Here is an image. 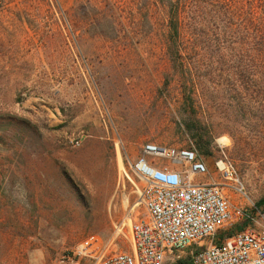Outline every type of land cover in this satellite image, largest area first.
I'll list each match as a JSON object with an SVG mask.
<instances>
[{
  "label": "rangeland",
  "instance_id": "1",
  "mask_svg": "<svg viewBox=\"0 0 264 264\" xmlns=\"http://www.w3.org/2000/svg\"><path fill=\"white\" fill-rule=\"evenodd\" d=\"M167 2L0 0V264H71L96 237L129 251V210H144L124 173L146 142L191 140L213 171L224 138L246 195L264 199L258 47L213 27L181 41Z\"/></svg>",
  "mask_w": 264,
  "mask_h": 264
},
{
  "label": "built area",
  "instance_id": "2",
  "mask_svg": "<svg viewBox=\"0 0 264 264\" xmlns=\"http://www.w3.org/2000/svg\"><path fill=\"white\" fill-rule=\"evenodd\" d=\"M86 135L68 136L73 147ZM210 171L191 140L177 146L146 142L127 160L128 182L137 187L130 209L129 251L89 238L70 248L71 264H264V204L245 193L235 165L219 144ZM124 185V179L123 184ZM124 189V186H123ZM124 193V190H123ZM128 203V197L123 195Z\"/></svg>",
  "mask_w": 264,
  "mask_h": 264
},
{
  "label": "trees",
  "instance_id": "3",
  "mask_svg": "<svg viewBox=\"0 0 264 264\" xmlns=\"http://www.w3.org/2000/svg\"><path fill=\"white\" fill-rule=\"evenodd\" d=\"M167 28L171 36L181 41L194 38L200 40L206 36L208 29L219 30L222 37L240 35L254 43L255 59L264 74V0H167ZM257 16H255L254 12ZM254 13V14H253ZM257 28L251 29L252 22ZM242 27L236 32H227L225 27ZM184 48H182L183 50ZM250 49V48H247ZM250 49V50H251ZM249 51V50H248ZM182 70L188 68L186 62L181 61ZM264 204V199L258 202Z\"/></svg>",
  "mask_w": 264,
  "mask_h": 264
},
{
  "label": "bare ground",
  "instance_id": "4",
  "mask_svg": "<svg viewBox=\"0 0 264 264\" xmlns=\"http://www.w3.org/2000/svg\"><path fill=\"white\" fill-rule=\"evenodd\" d=\"M224 138L223 139H219V143L220 144H222L223 142H224ZM223 145H224V143H223ZM119 147H116V152H117V157H118V159H119V156H120V153H119V149H118ZM120 160V159H119ZM120 164V163H119ZM122 167V166H121ZM122 169H123V167H122ZM124 170V169H123ZM123 172V171H122ZM125 172V171H124ZM125 176V175H124Z\"/></svg>",
  "mask_w": 264,
  "mask_h": 264
},
{
  "label": "crops",
  "instance_id": "5",
  "mask_svg": "<svg viewBox=\"0 0 264 264\" xmlns=\"http://www.w3.org/2000/svg\"><path fill=\"white\" fill-rule=\"evenodd\" d=\"M93 138H94V140L96 141V140H100V139H102L99 135L98 136H93Z\"/></svg>",
  "mask_w": 264,
  "mask_h": 264
}]
</instances>
